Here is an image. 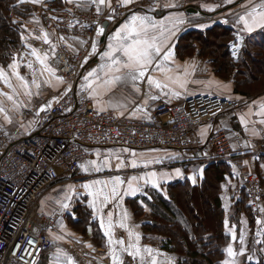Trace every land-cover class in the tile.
I'll return each instance as SVG.
<instances>
[{"label":"crops","instance_id":"obj_1","mask_svg":"<svg viewBox=\"0 0 264 264\" xmlns=\"http://www.w3.org/2000/svg\"><path fill=\"white\" fill-rule=\"evenodd\" d=\"M25 1L34 7L33 13L20 21L22 43L25 47H27L31 37L30 31L34 28H40L43 33L48 34L50 41V43H44L42 38V45L54 48L57 43H65L72 49H80L81 43L79 41L65 36L60 39L61 36L56 35L48 23L42 21L41 15L44 11H48L63 17L65 8L68 6L80 8L81 11L88 13L97 12L98 7L90 0H72V3L60 0L62 5L59 8L50 9L46 3L52 0H40L39 3H33L31 0ZM114 4H119L125 12L124 16L117 22H113L108 17ZM168 4H174L175 7H166ZM262 4H264V0H231V2L229 0H134V2L125 6L123 0H110V6L107 1L104 5H99L100 12L107 14V17L99 26V29L102 27L104 32L96 36L94 42L96 52L93 54L92 50L90 51L87 57L88 69L79 81V87L85 89L92 97L96 110H111L120 116L145 119L150 117L153 107L159 102L179 104L183 100L197 95H214L233 99L240 106L220 115L214 125H205L196 129L191 135L192 146L184 151L163 148L130 150L121 147L96 149L94 157L85 161L74 177H62L43 195L41 212L44 214L51 215L59 211L63 204H67L68 207L61 208V210L67 212L66 217L59 219L55 226L47 231L53 244L50 249L44 252L38 264H103L102 260L105 257L109 258L111 264H113V252L118 257L117 264H120L128 255L123 249L127 248L130 243L135 244L140 249V254L136 257L140 259L143 257L141 260L145 264H151L152 259H155L157 264H176L175 254L166 252L162 248L161 238L144 231L143 225L148 220L147 216L143 214L136 217L127 200L144 195L153 189L165 196L166 187L171 183L187 180L192 185H197L204 178V170L208 165V161L196 159L193 155L200 153L211 132L218 129L225 132L234 152L228 159H225V162L230 166V175L227 176L225 187L230 188V190L229 197L226 200L224 216L225 232L229 236V242L223 248L224 263L243 264L244 261L256 262L259 256L264 258V217L258 220L251 217L250 221L246 210L241 207V204L237 206L238 201L243 198L246 199L244 178L249 172L256 171L259 174L264 190V155L254 154L255 151L252 150L264 143V113L261 111L264 108V92L258 94L256 92L248 96L237 94L233 90V81L218 77L210 60L203 59L198 55L181 58L176 50L179 36L184 31L195 25L211 23L206 15H209V17L216 16L215 13L217 12H219L217 16L225 18L226 21H234L247 35L254 33L261 28L248 33L243 29V25L238 23V20L241 15H246L254 6L257 11H260L259 6ZM187 6L199 9V15L187 16L184 12V8ZM134 14L149 16L155 21H164L166 24L169 22L170 17L184 20L183 24L178 25L175 35L167 41L168 48L163 50H171L172 57L168 61H163L162 51L161 56L156 58V63H163L171 71L165 74L155 66L149 70V74L156 80L168 85L163 90L149 85L147 77L137 80L135 84L132 81H121L112 85L104 84V81L108 80L113 73L105 75V70H102L101 66L109 63V61L101 59V57L105 51H108L109 43H115L114 40H111V37L114 36L121 25L129 22ZM104 22L108 23L106 28L103 26ZM103 36L104 39L101 41ZM238 43H243V39L242 41L236 39L235 46ZM24 51L22 55L31 57V65L39 66L36 57L32 55V51L27 50L26 53ZM37 54L45 59L47 65L46 56L38 51ZM117 55L119 56V53ZM12 63L15 64L14 60L8 65H12ZM92 71L96 72V77H89V80L85 81L84 77ZM120 74L115 73V75ZM54 75L63 81V85L60 87V89H63L60 92L66 91L68 81L55 73ZM169 76L178 77L184 86L181 87L178 83H172L167 78ZM94 79L95 82L92 83ZM89 83H92L91 88L87 87ZM137 89L139 90L137 91ZM173 92L178 93V95H173ZM57 96L50 97L48 101H39L38 107L41 108L38 120H40L41 112L56 102ZM152 96L156 98L151 99ZM5 98L7 102V95ZM28 98L29 94L21 96L15 94L8 103L15 106L18 102L25 103ZM137 109H140V111H137ZM4 117L9 124L8 116ZM4 125L7 126V124ZM38 129L39 122L27 131L15 125H10L8 130L13 137L20 135V138L32 135ZM239 148H243L246 152L244 154L238 153ZM89 161H95V166L89 165ZM105 161L108 163L105 164ZM132 161L136 162L137 167L133 168L131 166ZM145 164L147 167L144 166ZM96 167H99L100 171H96ZM177 170H179V175ZM152 172L157 174L158 187L154 188L151 182L145 184L144 180H140V191L125 194L128 188L127 181L131 180L133 176L142 177ZM115 177H120L125 181L119 188L120 195L106 205L97 202V211H94L90 207L93 197L88 194L89 190L84 185H91L97 180L111 181ZM190 177L195 178V183ZM136 183L134 181L133 185L135 186ZM94 187L98 188L100 186L94 185ZM110 189L111 184L109 183L108 190L110 191ZM78 203H80V206L85 204V208L90 213L87 218L81 217L74 209ZM244 203L247 207V203ZM144 207L148 212L149 208ZM109 213L112 214L114 225L112 239L114 241L123 240V245L115 242L110 244L109 237L105 236L104 230L101 228V214L107 221ZM125 213L127 214L126 218ZM230 217H234V220L231 221ZM258 221L261 223H258ZM121 222L124 223L125 227L121 228L119 226ZM129 233H131V236ZM136 236H139V241H136ZM241 238H243V243H241ZM228 247H232L236 255L229 256L227 254ZM144 249H151L152 255L149 256L144 252ZM240 252H243V255L239 254Z\"/></svg>","mask_w":264,"mask_h":264},{"label":"built area","instance_id":"obj_2","mask_svg":"<svg viewBox=\"0 0 264 264\" xmlns=\"http://www.w3.org/2000/svg\"><path fill=\"white\" fill-rule=\"evenodd\" d=\"M92 1V0H90ZM107 1V0H106ZM184 12L187 16L200 11ZM119 4L112 6L109 18L113 22L124 16ZM10 17L14 16L10 8ZM208 16L209 22L223 17ZM105 12H83L68 6L63 17L44 11L41 19L58 36L79 41L80 49L65 43L52 47L41 44L43 31L31 30L30 45L47 58L54 73L68 81V88L57 95L56 102L43 110L36 133L15 138L0 122V264H38L44 252L51 248L48 235L65 210L51 215L41 212L45 192L62 177H74L81 165L94 157L96 149L121 147L130 150L163 148L184 151L192 146V133L199 127L214 125L220 115L240 104L233 99L214 95H197L179 104L157 103L151 115L134 119L111 110L94 108L93 99L79 87L88 69V57L96 40ZM264 155V143L252 149ZM243 148L238 153L244 154ZM234 154L223 130L209 135L200 153L193 155L205 161L225 160ZM244 190L251 217H264V190L256 171L244 178ZM103 264H111L103 258ZM120 264H145L139 257L127 255Z\"/></svg>","mask_w":264,"mask_h":264},{"label":"trees","instance_id":"obj_3","mask_svg":"<svg viewBox=\"0 0 264 264\" xmlns=\"http://www.w3.org/2000/svg\"><path fill=\"white\" fill-rule=\"evenodd\" d=\"M46 5L50 9L62 4L60 0H52ZM10 8L13 17L9 15ZM33 11L29 3L0 0V66L7 65L21 51L34 49L29 42L27 47L22 43L20 29V21ZM235 36L231 25L216 22L195 25L179 36L176 50L181 58L198 55L210 60L218 77L233 81L237 94L248 96L264 92V29L243 40V50L237 57H233L231 49L236 44ZM207 164L204 178L197 185L185 180L168 184L165 196L153 189L150 197L147 192L127 200L136 217L147 216L144 231L161 238L162 248L175 254L176 264H225L223 248L229 236L225 232L224 216L230 190L225 184L230 166L225 160ZM244 202L247 203V198L238 201L237 206L241 204L251 221L248 203L246 207ZM144 206L149 208L148 212ZM74 209L81 217L90 215L85 204L78 203ZM243 264H264V258L259 256L256 262L244 261Z\"/></svg>","mask_w":264,"mask_h":264},{"label":"snow or ice","instance_id":"obj_4","mask_svg":"<svg viewBox=\"0 0 264 264\" xmlns=\"http://www.w3.org/2000/svg\"><path fill=\"white\" fill-rule=\"evenodd\" d=\"M25 2V0H21V3ZM33 3H39L40 0H31ZM67 3H72V0H66ZM134 2V0H123L124 5L126 6L129 3ZM231 2V0H229ZM92 3L97 4V12L99 14L100 8L99 5H104L106 0H92ZM107 3L110 6V0H107ZM166 7H175L174 4H168ZM260 11H257V8L254 6L251 11L247 12L246 15H241L239 17L238 23L243 25V29L248 33H252L255 29L261 28L264 29V4L260 5ZM184 20L180 18H169V22L166 24L164 21H155L149 16H139L132 15L129 22L121 25V27L115 32L114 36L111 37V40H114L115 43H109L108 51H105L101 57V59H106L109 63L102 65V70H105V75H109V73H113V75L104 81L105 85H112L121 81H132L133 84L141 78L147 77V83L149 85L155 86L157 89L163 90L167 88V84H163L160 81L156 80L152 75L149 74V70L155 66L162 73L170 72L171 69L167 68L163 63H156V58L160 57L162 51L168 48L167 41L170 37L175 35V31L178 25L183 24ZM104 32V29L101 27L97 35H101ZM43 42L50 43L48 39V34H42ZM60 39H63L61 37ZM83 43V42H81ZM96 52V44L92 45V53ZM119 53V56L117 55ZM32 55L36 57L37 61L43 66L45 71L54 75L53 70L45 64V59L42 58L39 54H37L36 49H32ZM235 56V53H234ZM172 57L171 50L163 51V61H168ZM85 63H87V58H85ZM10 67L13 69L16 68V65L13 64ZM31 68V64H29ZM115 73H121L120 75H115ZM16 74V73H14ZM17 79L22 81V86L27 88L28 85L26 82H23V78L18 74ZM89 77H96V72H89L87 76L84 77L85 81L89 80ZM4 78L3 71H0V79ZM169 81L172 83H178L181 87H183V83L180 82L179 78H173L171 76L167 77ZM95 82V79L92 83ZM35 84V80L32 81ZM92 83H89L87 87L91 88ZM36 87H39L37 84ZM139 89H137L138 91ZM30 94V93H27ZM173 95H178V93L173 92ZM8 100H12V96L7 97ZM151 99H155L156 97L152 96ZM147 103V101H145ZM43 110V109H42ZM3 111V109H0ZM140 111V109H137ZM262 113H264V108H262ZM123 114V113H121ZM135 155V153H133ZM108 162L105 161V164ZM89 165L95 166V161H89ZM131 166L133 168L137 167L135 161H132ZM147 167V165H144ZM96 171H100L99 167L95 168ZM177 174L179 175V170H177ZM156 173H148L146 176L136 177L133 176L131 180L127 181L128 188L126 193H136L141 190V186L139 185L140 180H144L145 184L151 182L152 187H158L156 181ZM193 179L195 183V178ZM137 182L136 185H133V182ZM109 183L111 184L110 191L108 190ZM125 183L120 177H115L111 181H94L91 185H84L86 189L89 190L88 194L93 197V202L90 204V207L93 208L94 211H97V202L101 205H106L111 200L116 199L120 195L119 188L121 185ZM94 185H99L100 187L96 188ZM62 207L67 208V204H63ZM126 218V213L124 214ZM258 223H261L258 221ZM100 225L104 230L105 236L109 237V243H119L121 245L124 244L123 240L114 241L112 239L113 232V220L112 214L109 213L107 216V221H105L103 214L100 216ZM121 228L125 227L124 223L121 222L119 225ZM131 236V233H129ZM136 241H139V236L135 237ZM235 239V237H233ZM241 243H243V238H241ZM134 249V250H133ZM123 251L127 252L129 256H133L134 258L140 254V249L135 246V244H129L127 248H124ZM144 252L149 256L152 255L151 249H144ZM227 254L229 256H234L236 253L233 251L232 247L227 248ZM239 254L243 255V252ZM143 259V257L141 258ZM113 264H117L118 257L115 253H112ZM151 264H157L155 259H152ZM234 264V262H233Z\"/></svg>","mask_w":264,"mask_h":264},{"label":"rangeland","instance_id":"obj_5","mask_svg":"<svg viewBox=\"0 0 264 264\" xmlns=\"http://www.w3.org/2000/svg\"><path fill=\"white\" fill-rule=\"evenodd\" d=\"M25 3L27 2L25 1ZM216 23H223L224 25L233 26L236 32L235 37L240 41H242V39L245 40V38L249 36L245 32H243L241 28L232 20H227L226 22V19L223 18L222 20H220V22ZM243 47L244 46L242 43H238V45L236 46H231V49L233 50V57H237V54L243 50ZM24 52L26 53L28 51L25 50ZM22 53L23 51H21L13 59L16 65L15 69L10 67L11 65H8L10 62L5 66H0V71H3L4 73V78L0 79V109H3V111H0V122L2 121L1 123L7 124V129L10 128V125H15L27 131L31 126L37 125L38 122L40 125V120H38L41 108L40 106L38 107L39 101H48L50 97H53L54 95L60 93V90L63 89H60V87L63 85V81L62 79L56 77L48 71H45L43 69V66L39 62V66L36 67L31 65L30 68L29 64H31V57L23 56ZM14 73L23 78V82H26L28 85L27 88L22 86V81L17 79V75ZM33 80H35V84L32 83ZM37 84L39 85V87H36ZM27 93L30 94L25 103L21 104L20 102H18L17 105L13 106L8 103L9 100L6 102V95L7 97H13L15 94L21 96L28 95ZM4 116H8L9 124L6 122L7 119H5ZM19 136L20 135H16L15 138H19ZM151 193L152 191L149 190V197ZM154 197L152 195L153 199Z\"/></svg>","mask_w":264,"mask_h":264},{"label":"water","instance_id":"obj_6","mask_svg":"<svg viewBox=\"0 0 264 264\" xmlns=\"http://www.w3.org/2000/svg\"><path fill=\"white\" fill-rule=\"evenodd\" d=\"M188 11H190V12H196L197 9H196V7L190 6V7L188 8ZM103 26L106 28V27L108 26V23H107V22H104V23H103ZM103 39H104V36L102 37L101 41H102Z\"/></svg>","mask_w":264,"mask_h":264}]
</instances>
